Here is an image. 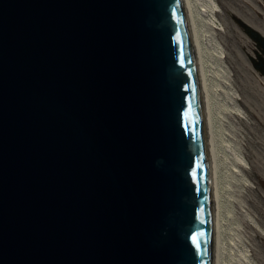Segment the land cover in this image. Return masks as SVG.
Returning a JSON list of instances; mask_svg holds the SVG:
<instances>
[{
    "label": "water",
    "instance_id": "1",
    "mask_svg": "<svg viewBox=\"0 0 264 264\" xmlns=\"http://www.w3.org/2000/svg\"><path fill=\"white\" fill-rule=\"evenodd\" d=\"M210 248L181 0H0V264H210Z\"/></svg>",
    "mask_w": 264,
    "mask_h": 264
},
{
    "label": "rangeland",
    "instance_id": "2",
    "mask_svg": "<svg viewBox=\"0 0 264 264\" xmlns=\"http://www.w3.org/2000/svg\"><path fill=\"white\" fill-rule=\"evenodd\" d=\"M214 1L220 6L214 15L223 29L208 25L200 16L197 27L205 56L212 58L206 44L210 33L226 56L219 66L210 65L208 79L220 164L225 246L221 264H264V75L251 60L264 66V45L237 22L247 25V19L264 35V0ZM196 3L198 10L203 8ZM233 102L244 119L233 113ZM247 218L258 230L247 226Z\"/></svg>",
    "mask_w": 264,
    "mask_h": 264
},
{
    "label": "bare ground",
    "instance_id": "3",
    "mask_svg": "<svg viewBox=\"0 0 264 264\" xmlns=\"http://www.w3.org/2000/svg\"><path fill=\"white\" fill-rule=\"evenodd\" d=\"M194 2L199 3V5L201 3L203 8H200L198 10L194 6ZM181 3L185 15L189 39H190V45H191V51H192V57H193L195 75H196V82H197V89H198V96H199L204 143H205L208 191L210 193V233H211L210 264H221V258H223L222 256H224L223 253L225 252L224 251L225 246L223 243V226H222V217H221L222 199H221L220 178H219L220 164L218 159V145L214 133L215 124L213 119V113L211 110L212 106L210 105L211 98L208 88V79H209L210 65L215 64L216 66H219L220 58L224 57L225 55L221 50L220 48L221 46L219 45L217 40L213 36H211L210 33L208 35V39L206 40V44L208 46V49L212 51V58L208 59L205 56L202 49L203 37L201 36L199 29L197 27L198 16L202 17L201 19H204L208 25H211L212 27L213 26L218 27L220 30L223 29L222 28L223 25L217 21L214 15L216 12H220V6L214 0H181ZM245 21L253 25L247 19H245ZM233 108L235 109L233 113L236 114L238 118L239 117L243 119L245 118L243 112L241 110L239 111V108L237 107L235 108L234 102H233ZM237 162L239 163V161ZM234 171H239V170L235 169ZM245 221H246L245 223L249 228L251 229L255 228L258 230L253 220L251 221L247 218V220Z\"/></svg>",
    "mask_w": 264,
    "mask_h": 264
},
{
    "label": "trees",
    "instance_id": "4",
    "mask_svg": "<svg viewBox=\"0 0 264 264\" xmlns=\"http://www.w3.org/2000/svg\"><path fill=\"white\" fill-rule=\"evenodd\" d=\"M236 20H237V19H236ZM237 22H238V24L243 28L244 31H246V32L251 31L250 28H249L247 25H245L244 23H242L241 21L237 20ZM251 37H253V36H251ZM253 38H254L255 41L258 42V40H257L256 37H253ZM259 47H260V46H259ZM251 60H252L253 65H254L256 68H258V69L260 70V72L264 75V66H263V64L260 63V64H261V65H260V64H259V61H255L254 59H251Z\"/></svg>",
    "mask_w": 264,
    "mask_h": 264
}]
</instances>
